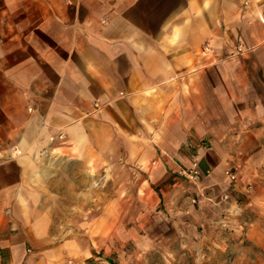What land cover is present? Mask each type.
Listing matches in <instances>:
<instances>
[{
  "label": "crops",
  "instance_id": "0c3cea01",
  "mask_svg": "<svg viewBox=\"0 0 264 264\" xmlns=\"http://www.w3.org/2000/svg\"><path fill=\"white\" fill-rule=\"evenodd\" d=\"M119 154L135 191L71 210ZM225 193L264 201V0H0V264L189 247Z\"/></svg>",
  "mask_w": 264,
  "mask_h": 264
},
{
  "label": "rangeland",
  "instance_id": "374dc122",
  "mask_svg": "<svg viewBox=\"0 0 264 264\" xmlns=\"http://www.w3.org/2000/svg\"><path fill=\"white\" fill-rule=\"evenodd\" d=\"M119 166L111 170L109 163L103 165L101 172V184L95 186V190L101 189V199L66 201L72 209H103L113 203L114 197H126L135 191L132 184L133 172L124 166L125 160L119 154ZM132 176V178L130 177ZM93 191V187L86 186V191ZM194 199L197 201L194 202ZM194 203L198 198L192 199ZM225 201V200H224ZM119 202V201H117ZM223 208L219 218V227L212 237L194 235L193 243L189 247L171 246L167 250H155L146 257L138 255L131 242L115 239L113 242L114 259L117 264H264V201L259 208L244 209L239 202H234L230 197ZM117 208H124L126 201L119 202ZM130 205V204H129ZM225 207H231V213L224 212ZM81 210V209H78ZM89 220L88 216L83 217ZM70 220V224L77 217H64ZM170 252V253H169ZM104 252L102 251L101 254Z\"/></svg>",
  "mask_w": 264,
  "mask_h": 264
},
{
  "label": "built area",
  "instance_id": "2783aa9c",
  "mask_svg": "<svg viewBox=\"0 0 264 264\" xmlns=\"http://www.w3.org/2000/svg\"><path fill=\"white\" fill-rule=\"evenodd\" d=\"M181 173L183 175H185L187 178L191 179V180H198L200 178L201 175V170H200V165H199V161H194L192 167L187 168V169H183L181 171ZM228 177L233 181L236 182L239 178V174L237 171L235 170H227L226 171ZM231 197L230 193H225L222 197L223 200H228ZM197 200L194 199V202H196ZM224 212H228L231 213V207H225Z\"/></svg>",
  "mask_w": 264,
  "mask_h": 264
}]
</instances>
